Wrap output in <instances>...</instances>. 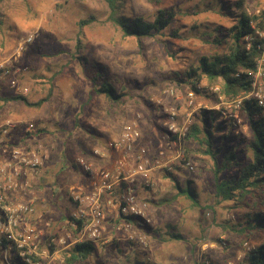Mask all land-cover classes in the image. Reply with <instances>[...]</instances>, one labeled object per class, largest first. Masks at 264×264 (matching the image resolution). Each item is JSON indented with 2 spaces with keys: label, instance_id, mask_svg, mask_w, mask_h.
<instances>
[{
  "label": "rangeland",
  "instance_id": "374dc122",
  "mask_svg": "<svg viewBox=\"0 0 264 264\" xmlns=\"http://www.w3.org/2000/svg\"><path fill=\"white\" fill-rule=\"evenodd\" d=\"M237 1L117 0L118 17H140L154 22L159 11L175 14L169 30L140 43L134 37L125 36L113 23L112 11L105 0H7L0 5V53L10 49V43L34 34L33 43L24 49V77L20 79L30 88L27 98L31 102L50 93L53 96L40 110L24 105L25 114L36 116L39 113L38 119L33 117L27 123L44 131L29 135L39 136L35 144H42L49 151L40 178L33 186L45 191L47 206L56 213H41L35 202L33 216L37 218L42 214L39 218L42 223L30 220L42 232V251L47 250L52 235L64 234L63 229H69V215L74 210L69 187L74 179L66 170H74L83 179L85 174L80 169L75 170L76 159L93 160V150L103 148L107 141L119 136L123 126L138 115L142 133L138 146L146 148L149 167L157 159L174 167L173 173L161 169L151 174L160 182L157 186L147 189L142 179L141 183L132 184L151 220L150 225L142 228H135V221L132 225L146 235L148 247L139 248L127 240L124 233L114 230L115 240L110 245L98 248L96 256L76 264H190L200 260L197 258L205 244L215 247L207 253L213 262L236 263L240 255L248 253L243 248L244 243L248 242L252 248L264 246V228L249 223L255 216L246 222L244 211L236 205L217 202L215 161L205 153L204 147L195 140L185 142V158L195 170L183 169L180 161L174 160L177 147L166 138L165 130L169 111L178 112L183 121L185 113L193 110L188 109L190 95L198 107L193 120L204 111L221 113L224 119L230 115L236 117L239 109L231 105L233 101L212 92L217 86L203 82L199 89L205 92L198 95L187 84L173 81L179 74L197 68L203 57L213 56L220 50L213 38H205L204 33H227L237 14L230 15L222 6L229 9ZM243 1L242 9L246 13L264 12V0ZM84 21L88 24L81 28L80 23ZM175 31H180V36H173ZM95 71L101 72L123 96L119 103L96 91L97 83L91 80ZM2 82L11 90L7 80ZM172 89L174 96L169 94ZM11 92L14 94L13 90ZM7 93L0 88V97ZM223 118L218 122L227 125V133L235 138L239 133V137L243 135L248 140L249 131L243 124L239 132H234ZM220 159L218 156L217 161ZM129 164L133 167L135 162L130 160ZM236 171L224 172L221 179L235 175ZM175 180L181 187L195 189L197 205L186 198L163 207L152 202L173 192ZM253 197L249 207H244L249 213L264 214V190L256 191ZM110 232L107 235L112 234ZM168 234H179L182 238L172 240ZM11 248L7 246L6 256L4 248L0 247V264L18 263ZM72 249L63 252L64 264L69 257L67 252Z\"/></svg>",
  "mask_w": 264,
  "mask_h": 264
},
{
  "label": "built area",
  "instance_id": "2783aa9c",
  "mask_svg": "<svg viewBox=\"0 0 264 264\" xmlns=\"http://www.w3.org/2000/svg\"><path fill=\"white\" fill-rule=\"evenodd\" d=\"M247 12L249 16L253 15ZM261 13L258 11L257 16ZM251 26L255 29V36L263 43L262 54L257 60L256 70L253 73L251 92L236 99L231 105L239 109L243 101L253 99L264 112V30L256 29L254 22H251ZM34 39L35 35L30 34L17 42L11 54L0 53V82L7 80L16 96L27 97L30 93V88L24 86L20 79L24 74V68L20 66L19 61L24 54L25 47L31 45ZM247 41L250 39L247 38ZM219 91V87L212 88L213 93ZM169 94L174 96L175 90H170ZM187 99L188 109L193 108V110L185 113L183 121H180L178 112L169 111L165 130L166 138L177 147L174 160L180 161L183 169L193 172L195 167L185 158L184 144L193 124V114L198 107L195 106L192 95ZM233 116L235 115L227 116V118H233ZM237 118L236 115L233 119ZM140 121L141 116L138 115L123 126L119 136L107 141L103 148L93 150L94 159H111L110 167L99 168L93 160L84 157L76 159L75 165L89 177L92 190L90 192L76 188L69 190L70 200L74 206V210L69 215V229L64 228V234L52 235L46 251H42V232L29 219L35 214L34 204L13 202L12 197L31 189L32 182L38 177L49 156V151L42 144L31 146L32 144L11 145L6 143L5 139L10 130L16 128L18 124L0 125L1 150L3 156L7 158L0 161V247L4 248L6 256L8 255L7 246L11 245L16 257L29 264H64L63 252L76 245L92 243L98 248H105L114 241L113 235H107L105 212L107 197L117 210L113 229L124 233L127 240L139 248L148 247L146 235L136 231L130 219H134L135 228L151 224L146 205L140 202L132 184L136 179L141 178L147 189L152 188L155 186L151 175L153 172L163 169L167 173H173L174 167L171 163H162L158 159L149 167L150 161L147 158L146 148L138 146L142 136ZM25 128L27 133L37 131L33 123H27ZM161 155L163 156L164 153L162 152ZM130 160L135 162L133 167H130ZM220 242L225 245L224 241ZM210 248L215 247L203 245L197 258L200 260L190 264L214 263L207 255ZM243 248L248 253L255 249L248 242L243 244ZM246 255H240L236 263L228 262L227 264H243ZM6 259L9 262V258L6 257Z\"/></svg>",
  "mask_w": 264,
  "mask_h": 264
},
{
  "label": "trees",
  "instance_id": "16d2710c",
  "mask_svg": "<svg viewBox=\"0 0 264 264\" xmlns=\"http://www.w3.org/2000/svg\"><path fill=\"white\" fill-rule=\"evenodd\" d=\"M5 1L7 0H0V5ZM105 1L112 11L111 19L113 23L121 28L125 36L134 37L139 43L143 39L154 38L165 30H169L175 18V14L168 10L159 11L154 22H148L140 17H118L116 16L118 11L117 0ZM243 3V0H239L229 9L222 6V9L229 12L230 15L237 14V16H233L235 17L234 25L225 31L227 33L220 35H214V32L204 33L205 38H213L214 45L220 50L213 56L203 57L197 68L192 67L179 74L177 79L173 81L174 84H187L192 88L193 92L200 95L204 94L205 89H199V86L206 82L212 85L211 87H219V95L230 101H235L251 92L253 73L256 70L257 60L263 50V43L255 36V29L252 28L251 22H254L256 29L264 30V12L259 16H249L242 9ZM80 24L81 28H83L88 22L84 21ZM180 34V31H175L173 36L178 37ZM247 38L250 41H247ZM78 49L80 50L79 44ZM91 76V80L97 83L95 87L98 93L104 94L114 103H119L122 100L123 96L117 93L113 83L106 80L101 72L95 71ZM51 97L52 93L36 102H31L27 97L22 96H13L10 99L23 101L24 105L30 109H41L44 104L50 101ZM196 116L197 118L193 120L185 141H197L204 147L205 153L215 161L214 176L217 202L219 204L232 203L237 208L244 205L249 207V202L254 199L255 192L264 187L263 109L252 99L242 102L237 111V119L227 118V116L224 119L221 113H206V111L202 114L198 113ZM219 118L228 121L234 132H239V126L243 124L249 131L248 140L243 135L239 137V133L237 138L227 133L225 131L228 128L227 125L220 124L218 122ZM43 132V129H38L36 133ZM217 135H221V137ZM218 156L221 157L220 161H217ZM74 167L78 169L75 164ZM234 169L237 170L235 175H227L225 179H221V175L224 172H233ZM174 182H176V193L174 195L164 197L159 201L152 200V202H157L156 204L159 206H169L178 198H186L193 204H198L195 189L190 186L191 182H188L189 188L181 187L177 180ZM188 192L189 195H187ZM252 215L255 216L253 220L251 219ZM248 216V220L251 219L249 221L250 224L253 223L264 228L263 213H252ZM130 219L134 221L133 218ZM169 236H171L172 240L182 238L179 234H170ZM67 253L69 254L67 264H76L96 256L98 247L92 243H84L76 245ZM17 261L18 263L15 264H29L18 259V257ZM212 264L218 263L214 262ZM243 264H264V246L251 250L246 255Z\"/></svg>",
  "mask_w": 264,
  "mask_h": 264
},
{
  "label": "crops",
  "instance_id": "0c3cea01",
  "mask_svg": "<svg viewBox=\"0 0 264 264\" xmlns=\"http://www.w3.org/2000/svg\"><path fill=\"white\" fill-rule=\"evenodd\" d=\"M16 43L17 42H15V41H14V43H10L9 45L11 48L5 50L4 55L9 54L12 51L13 46H15ZM19 64H20V66H22L24 68V54L21 57ZM23 77H24V74H23ZM22 83L24 84V79L22 80ZM0 88L6 92L8 91L6 96L0 97V125L6 124V123H17L18 124L16 128L10 130L8 137L5 139L6 143L11 144V145H22V144H30V145L32 144L33 145V144H35L39 140V138H38L39 136L29 135L31 133L26 132V128L24 127V124L26 125L27 121L32 120L33 117H36V119H38L37 117L39 116V113L37 112L36 116L33 113H32V115L30 114V116L25 114L24 113V102L23 101H15V100L10 99L11 97L16 96V95L11 92V90L9 89V87L6 85L5 82H0ZM37 110H40V109H37ZM27 135H29V136L24 138V136H27ZM1 149H2V144L0 143V161H3L7 158L3 156ZM114 158H115V156H114ZM93 161L97 164V166L99 168H108L112 164L111 159H104V160L103 159H93ZM75 170H77V169H75ZM66 171L74 179V181H73L74 184L69 187V190L71 188H76L79 190H83L85 192H90L92 190L91 183H90L89 177L87 175H83L84 176L83 179H80V176H78V174L74 170L69 169ZM39 178H40V173L38 174V177L36 179H34L35 181L32 182L31 189H29V191L26 193L20 192V193L13 195L12 201L13 202H21V203L27 202V203H33V204H35V202H36L40 206L41 213L54 215L56 213V211L50 209L49 206H47V201H46L47 196L45 194V191L40 190V188L33 186V183H37V180ZM153 180L155 181V186H157L160 183V182H157L155 179H153ZM168 180L170 181L169 178H168ZM135 182L141 183V178L136 179ZM172 183L173 182L171 181L170 184H172ZM262 190H264V187L258 191H262ZM171 193H168L167 195L163 196V198L164 197H171L172 195H174L176 193V190H174ZM256 194H258V193H256ZM179 199H181V198H178L175 202H177ZM69 200H70V198H69ZM70 202H71V200H70ZM71 204H72V202H71ZM230 204H227V206H230ZM72 206H73V204H72ZM164 206H166V205H164ZM161 207H163V206H161ZM238 209L244 211V217H245L244 221L245 220L247 221V219L249 217L248 215H251L254 212V211H252L249 213L244 206H239ZM105 212H106V217H107V232L111 231L110 233H112V232H114L113 224L116 221L117 210L111 204L108 197L105 199ZM40 216H42V214H40L37 218H35L34 216H31L29 219L34 223L35 222L40 223L41 222L39 219ZM111 235H113V233ZM189 258H191V256ZM220 263L222 264L223 262H220Z\"/></svg>",
  "mask_w": 264,
  "mask_h": 264
}]
</instances>
